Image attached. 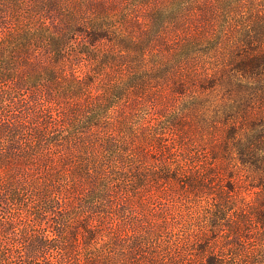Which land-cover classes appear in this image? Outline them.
<instances>
[{
    "label": "trees",
    "instance_id": "1",
    "mask_svg": "<svg viewBox=\"0 0 264 264\" xmlns=\"http://www.w3.org/2000/svg\"><path fill=\"white\" fill-rule=\"evenodd\" d=\"M0 264H264V0H0Z\"/></svg>",
    "mask_w": 264,
    "mask_h": 264
}]
</instances>
